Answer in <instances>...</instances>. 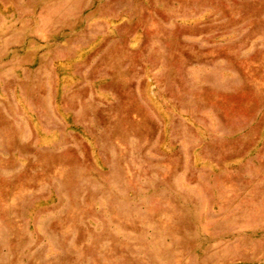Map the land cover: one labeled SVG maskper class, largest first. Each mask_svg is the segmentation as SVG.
<instances>
[{"label":"rangeland","instance_id":"1","mask_svg":"<svg viewBox=\"0 0 264 264\" xmlns=\"http://www.w3.org/2000/svg\"><path fill=\"white\" fill-rule=\"evenodd\" d=\"M0 264H264V0H0Z\"/></svg>","mask_w":264,"mask_h":264},{"label":"bare ground","instance_id":"2","mask_svg":"<svg viewBox=\"0 0 264 264\" xmlns=\"http://www.w3.org/2000/svg\"><path fill=\"white\" fill-rule=\"evenodd\" d=\"M231 102V101H230ZM246 102V101H245ZM233 105V104H232Z\"/></svg>","mask_w":264,"mask_h":264}]
</instances>
